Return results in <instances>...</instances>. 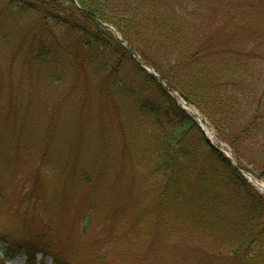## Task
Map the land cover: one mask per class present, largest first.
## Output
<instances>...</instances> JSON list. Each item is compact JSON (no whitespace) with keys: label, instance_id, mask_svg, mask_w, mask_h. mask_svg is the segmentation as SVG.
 <instances>
[{"label":"trees","instance_id":"obj_1","mask_svg":"<svg viewBox=\"0 0 264 264\" xmlns=\"http://www.w3.org/2000/svg\"><path fill=\"white\" fill-rule=\"evenodd\" d=\"M203 1L3 0L12 9L39 17L52 46L74 66L91 64L87 52L94 43L117 57L107 74L116 72L122 61H131L142 94L134 89L128 94L135 124L146 131L149 146L144 152L129 144L127 155L132 169L146 177L144 185L152 180L162 186L154 218L149 220L147 209L142 210L128 235L134 240L138 235L154 238L160 248L170 250L191 240L205 251L200 264H264V194L207 144L194 118L102 26H115L139 60L208 121L231 148L238 167L264 181V0H212L214 12L208 13ZM56 27L77 33L74 45L57 40ZM222 31L228 37L225 45ZM25 44L29 64L52 58V49L35 32ZM116 88L121 92V86ZM138 153L145 154L141 161L136 160ZM195 159L202 162L193 165ZM82 180L91 187L89 177L82 175ZM190 199L199 211L195 217L183 213ZM125 210L123 199L111 219L121 222ZM88 224L84 221L82 233ZM38 232L20 241L0 234V264L19 253L26 254L25 264H33L37 253L52 257L53 264H65V258L79 254L69 247L66 257L49 224Z\"/></svg>","mask_w":264,"mask_h":264},{"label":"rangeland","instance_id":"obj_2","mask_svg":"<svg viewBox=\"0 0 264 264\" xmlns=\"http://www.w3.org/2000/svg\"><path fill=\"white\" fill-rule=\"evenodd\" d=\"M211 1H203L207 13L214 12ZM34 32L52 49V58L45 64L24 60L25 43ZM53 32L57 40L71 46L78 39L77 33L64 27ZM222 36L225 45L228 37L224 31ZM122 43L128 46L125 40ZM90 49L87 61L91 64L74 66L52 46L39 17L0 0V234L20 241L39 234L49 224L66 257L69 247L79 250L73 258H65V264H200L205 251L191 240L170 250L160 248L154 238L138 235L134 240L128 235L142 210L147 209L149 220L154 218L162 186L152 180L144 185L146 177L132 169L127 155L129 144L144 152L149 146L146 131L135 124L133 97L128 94L134 89L141 95L142 82L129 59L107 74L117 57L101 43ZM109 76L105 82L104 77ZM207 129L231 164L241 169L231 148L213 129ZM144 156L138 153L136 160ZM199 162L202 160L192 163L198 166ZM82 175L89 177L91 187ZM254 186L264 194L263 188ZM144 194L149 195L147 201L142 199ZM123 199L125 219L120 221L125 224L115 223L110 216ZM185 209L187 217L199 212L191 199ZM86 220L87 231L82 233ZM97 254L102 258L97 259ZM35 259L34 264H52V257L42 260L40 253ZM25 261L22 253L5 264Z\"/></svg>","mask_w":264,"mask_h":264},{"label":"water","instance_id":"obj_3","mask_svg":"<svg viewBox=\"0 0 264 264\" xmlns=\"http://www.w3.org/2000/svg\"><path fill=\"white\" fill-rule=\"evenodd\" d=\"M169 90L172 92V90L169 88ZM185 106H188L187 104H184ZM196 114V113H195ZM207 141H208V139H207ZM209 142V144H210V146L212 147V148H215L216 150H220V151H222L220 148H218V147H216L211 141H208ZM252 179H253V177L252 176H250ZM260 187H262V185H260V184H258Z\"/></svg>","mask_w":264,"mask_h":264},{"label":"bare ground","instance_id":"obj_4","mask_svg":"<svg viewBox=\"0 0 264 264\" xmlns=\"http://www.w3.org/2000/svg\"><path fill=\"white\" fill-rule=\"evenodd\" d=\"M205 131H206L207 134H209V133H208V130H207L206 128H205Z\"/></svg>","mask_w":264,"mask_h":264}]
</instances>
